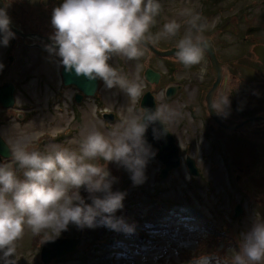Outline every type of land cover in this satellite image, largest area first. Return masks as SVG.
I'll use <instances>...</instances> for the list:
<instances>
[{
    "label": "rangeland",
    "instance_id": "374dc122",
    "mask_svg": "<svg viewBox=\"0 0 264 264\" xmlns=\"http://www.w3.org/2000/svg\"><path fill=\"white\" fill-rule=\"evenodd\" d=\"M214 1L5 0V7L21 33L39 34L55 43L68 40L74 31L91 38L123 33L162 50L197 37L198 15L215 6ZM261 1L221 0L235 11L246 7L240 12L247 11L253 24L264 23ZM93 6L97 21L90 26ZM224 20L217 16L201 35H212ZM6 25L0 13V86L14 83L17 99L12 108L0 105V135L13 152L0 168V264H44L41 250L53 238L80 243L76 252L51 264H264V154L256 155L264 150L263 139L256 130L246 136L228 130L209 133L204 96L212 79L202 82L207 64L203 53L169 60L156 56L151 61L150 68L162 71L175 63L183 69L178 78L187 82V90L172 103L163 100L161 89L170 79L159 86V117L177 138L182 157V165L161 182L164 166L157 160L158 150L139 132L141 101L154 87L144 78L149 50L123 41L86 48L79 56L75 45L52 54L24 46L23 41L31 44L32 38L10 35ZM232 34L221 40L227 44L222 57L245 62L240 59L248 52L242 36ZM16 38L19 46L11 53ZM59 57L81 60L97 73L104 83L99 101L88 98L85 104H75L79 90L62 84ZM57 95L62 96L61 104ZM248 95L242 90L238 98L227 100H235L239 108ZM250 105L262 111L259 101ZM108 112L116 116L110 127L103 118ZM23 114L32 118L22 122ZM227 116L229 122L239 119ZM66 130L71 139L61 135V141L50 140ZM219 136L239 146V156L246 158L241 170L221 154ZM186 157L196 160L198 178L190 174ZM238 203L247 208L246 214L234 218ZM140 224L146 232L138 231ZM221 230L228 233L220 236ZM213 238L216 242L209 243ZM240 245L245 257L240 256Z\"/></svg>",
    "mask_w": 264,
    "mask_h": 264
},
{
    "label": "water",
    "instance_id": "95a60500",
    "mask_svg": "<svg viewBox=\"0 0 264 264\" xmlns=\"http://www.w3.org/2000/svg\"><path fill=\"white\" fill-rule=\"evenodd\" d=\"M0 10L6 18L8 27L16 32L23 38H26L29 35H25L15 29L11 24L9 13L5 7L4 0H0ZM29 37L35 38L33 35ZM46 41L49 46L41 47L37 44L33 45L36 47H41L45 51L55 52L57 50H63L67 47L77 45V43L87 42L92 44H108L117 41H131L146 47L148 50L153 52L158 57H174L182 56L192 51L196 47L203 46L207 49L208 44L204 43H193L190 45L182 46L180 48H171L166 51L159 50L153 46L149 41L139 37L132 36L128 34H108L104 35L101 38H79L78 41L72 43H62L54 44L50 39L39 37ZM209 56L213 62V70L217 76V82L214 84L212 90L207 96L208 108L213 120L219 124L221 127L225 128L228 131L240 132L246 124L257 125L261 123L263 117H255L246 120L244 123L239 125L226 124L215 112L213 106V97L220 85V64L218 63L215 54L213 51L208 50ZM264 48H258L256 50L257 55L260 60L264 63L263 57ZM244 75L247 77V81H255L257 75L254 71L250 69L241 67ZM62 80L65 86H75L80 92L81 95H77L76 99L81 101L84 96L94 97L98 88H99V79L97 74L91 69L86 63L82 61H70L66 62L63 65L61 71ZM160 75L155 73L152 69H147L145 72V79L149 83H158ZM180 89V86L170 85L166 89V96L173 97L176 95L177 91ZM15 85L12 82H6L0 86V105L3 108L9 109L15 105ZM141 108L144 110V115L142 121L139 125L140 132L144 140L149 144L155 147L157 152V160L164 166L161 177L167 178L169 173L181 166V157L179 153V147L176 144V140L171 135V133L165 129V126L162 124L161 120L156 114V103L154 96L151 92H147L141 101ZM106 119L113 120V115L104 116ZM12 156V150L6 140L0 135V166L6 159H9ZM186 165L189 168V172L192 176L198 177L200 175L199 170L196 167L195 161L191 157H186ZM15 167L18 169L19 164H15ZM243 214V209L241 205H238L234 212V217H239ZM79 244L78 239H50L43 245L41 250V259L44 264H50L51 261L55 259L63 258L69 254H72L76 251ZM9 264V263H2Z\"/></svg>",
    "mask_w": 264,
    "mask_h": 264
},
{
    "label": "flooded vegetation",
    "instance_id": "af4514ba",
    "mask_svg": "<svg viewBox=\"0 0 264 264\" xmlns=\"http://www.w3.org/2000/svg\"><path fill=\"white\" fill-rule=\"evenodd\" d=\"M213 3L215 4V6L206 7L203 10H201L200 17H207L209 20H214V19L216 20L217 16H220L225 20L220 21L219 22L220 24L214 27L215 31L212 32V35L209 34L201 35L205 30H210L209 26L197 27L198 29L196 33L197 37L190 40V42L197 39V42L208 44V47L206 49L205 47L200 46L197 49V51L184 56L186 58H191L193 57V55L195 56L199 52L200 55H202V53L204 54L205 59L207 61L206 70L204 73L206 77L203 78L202 82H206L207 79L209 80L212 79L210 87L204 96L205 113L210 119V122L208 123L209 133L212 136H215L217 135L219 130H226V129L221 127L213 120L208 108L207 96L209 92L212 90L214 84L218 80L213 70V62L211 57L209 56L208 50L214 52L215 57L218 63L220 64L219 73H220L221 81L213 97V106L215 112L226 124H231V125H239L244 123L248 119L262 116L263 119L261 123L254 126L251 124H246L244 128H242V131L234 132V133L235 134L239 133L241 135L246 136V133L256 130L261 133L260 136L263 139L262 143H264V63L260 60L259 56L256 53V50L258 48L260 49L264 48V23L253 24L255 22V19L250 18V15L247 11L240 12L245 10L246 7L243 8L242 10L235 11L234 9H232V7H229L226 3H222L221 0H215ZM260 5L262 6L263 4ZM260 11L262 14V10ZM261 14H260L261 19L264 20L263 18L264 15L262 14L263 15L262 16ZM240 26H245V29L240 28ZM230 33H233L232 36L235 37L238 35L242 36V39L244 41L241 40V42L245 44V48L248 52L244 54L242 57H240V59L245 62H238L235 59H229L227 61L223 59L222 50L225 49L227 44L221 40L224 38L226 34H230ZM35 35H39V34H35ZM40 36L44 37L42 35ZM238 38L239 37H237L236 39ZM15 41L19 42L17 38L15 39ZM35 42L39 44L41 47L45 45V42L39 39L38 37L37 40L34 41V43ZM31 43H33V41ZM23 44L24 46L30 45L29 43L25 44L24 41ZM246 44H249V47H247ZM41 47H37V48L41 49ZM162 50H168V49H162ZM263 57H264V52H263ZM166 59L169 60L170 58H166ZM153 64L154 63H152V66ZM241 67L254 71L257 75L256 79H254L255 81H247V77L244 75ZM154 70L160 74L159 82L155 85V92L157 94L160 92L161 89L165 91L167 87L170 85L180 86V89L177 91L176 95L174 96L175 98L172 101H169L170 103L177 100L179 96L185 90H187L186 88L187 82L184 81L183 79L178 78L177 76V74L180 73L183 69L177 66L175 63L167 64L165 71H162L158 68ZM166 77L170 80L166 81L164 89L163 88L159 89L160 88L159 86L163 84V81H165ZM252 89H254V91ZM242 90H245V92H247L249 95L243 97L241 101H239L240 103L243 102V105H241L239 108L238 107L236 108L237 102L235 100H233V102H229L227 100V97L235 96L238 98V93ZM218 93L220 94L219 99L216 98ZM258 101H259V105L257 106V108H259V106L263 103V108L262 111L260 112H258L259 110H257L255 107H253L254 109L253 111L252 106L250 105V104H255V102ZM227 113L230 114V116L232 117L237 116L239 119H237L235 123L229 122L227 118L228 117ZM217 140L220 145L221 154L225 156L226 155L229 156L230 159H232L231 161L232 165L236 166L237 169L241 170L240 165L243 162H246V158L242 159L239 156L238 154L239 146L235 145L233 147V143L230 142V138L228 136H219L217 137ZM250 154H253L252 149ZM262 154H264V150H262V152L260 153H256V155H262ZM254 161H257L255 157H254ZM243 171L244 169L242 170V172ZM235 172L236 170H233V173Z\"/></svg>",
    "mask_w": 264,
    "mask_h": 264
},
{
    "label": "trees",
    "instance_id": "16d2710c",
    "mask_svg": "<svg viewBox=\"0 0 264 264\" xmlns=\"http://www.w3.org/2000/svg\"><path fill=\"white\" fill-rule=\"evenodd\" d=\"M98 184V183H97ZM96 184V185H97ZM96 185H94V187L93 188H91V192L96 188ZM91 192H88V194H87V197H86V199H88V197H89V195H90V193ZM86 199H85V201H84V203H83V209L85 208V204H86ZM118 214H119V212H118ZM117 214V215H118ZM165 216H167V215H165ZM140 218V221L139 222H142L143 221V219H145V216H143V217H139ZM86 224H87V222H86ZM140 225H143V224H140ZM140 225H138L137 226V228L140 226ZM85 227V226H84ZM88 228L90 229V227L88 226ZM212 232H214V234L216 235V232L215 231H212ZM220 236H222L221 234H220ZM215 238H216V236H215ZM217 239V238H216ZM231 239L233 240V238L231 237ZM212 242H216V240L213 238V240H211V241H209V243H212Z\"/></svg>",
    "mask_w": 264,
    "mask_h": 264
},
{
    "label": "bare ground",
    "instance_id": "6f19581e",
    "mask_svg": "<svg viewBox=\"0 0 264 264\" xmlns=\"http://www.w3.org/2000/svg\"><path fill=\"white\" fill-rule=\"evenodd\" d=\"M103 87H104V83H103V86L100 88L99 92L103 91Z\"/></svg>",
    "mask_w": 264,
    "mask_h": 264
}]
</instances>
